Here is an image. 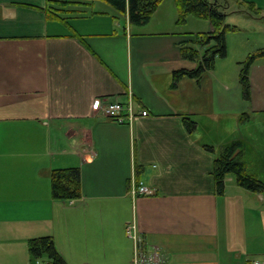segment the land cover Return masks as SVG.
Masks as SVG:
<instances>
[{
	"label": "crops",
	"instance_id": "1",
	"mask_svg": "<svg viewBox=\"0 0 264 264\" xmlns=\"http://www.w3.org/2000/svg\"><path fill=\"white\" fill-rule=\"evenodd\" d=\"M99 1L60 21L46 16L47 0H0V264H47L28 252L46 235L67 264H135L131 220L164 264L264 263V194L229 174L218 195L212 175L223 147L241 139L264 181V126L257 142L239 119L264 115V60L250 68L248 101L238 76L213 68L175 79L196 66L181 55L185 33L211 31L210 21L184 29L174 0H163L133 25ZM128 92L149 116L119 123L96 111ZM65 167L80 169L76 200L52 197L50 171ZM138 183L154 193L133 195Z\"/></svg>",
	"mask_w": 264,
	"mask_h": 264
},
{
	"label": "trees",
	"instance_id": "2",
	"mask_svg": "<svg viewBox=\"0 0 264 264\" xmlns=\"http://www.w3.org/2000/svg\"><path fill=\"white\" fill-rule=\"evenodd\" d=\"M93 0H47L44 8L46 16L50 19L66 21L67 16L81 15L89 12ZM107 3L115 12V17L127 16L129 23L144 25L158 8L163 0H100ZM239 2L245 0H238ZM249 4L251 12L262 16V8L253 1ZM177 11L176 23L183 24L187 16L209 20L212 30L208 32L185 33L188 39L180 45L181 55L188 60L196 62L191 69L174 70V78L185 75L199 80L206 71L214 67L216 57L227 55L225 36L229 31L239 28L226 23L227 3L224 0H174ZM190 40V41H189ZM189 41V42H188ZM264 58V47L249 53L239 62L238 81L241 85V95L246 101L250 100V68L254 62ZM249 118L247 112L240 113V121ZM184 125L188 131L195 127V121L183 117ZM246 143L241 139L232 140L226 144L219 155L214 159L212 175L218 195L224 192V181L227 175H233L235 182L252 192L264 194V181L250 172L242 155ZM212 149L211 147H208ZM52 197L61 200H76L81 196L80 169L78 167L54 168L50 171ZM28 252L31 260L44 257L47 264H67L57 250L51 236H39L28 240Z\"/></svg>",
	"mask_w": 264,
	"mask_h": 264
},
{
	"label": "rangeland",
	"instance_id": "3",
	"mask_svg": "<svg viewBox=\"0 0 264 264\" xmlns=\"http://www.w3.org/2000/svg\"><path fill=\"white\" fill-rule=\"evenodd\" d=\"M224 1L227 3V8L225 9L227 12L226 23L235 25L239 29L226 33L227 55L224 57H216L212 71L214 74L213 76L216 78L225 77V79L231 83H236V77L238 76L240 68L239 62L244 60L249 53L264 47V0H255L256 4L262 7V16L254 14L253 11L251 12L249 4L245 2L248 0L242 2L238 0ZM99 2L101 3V1ZM101 4L106 5L107 3L102 2ZM204 20L206 19L189 15L186 21L179 25L184 29L200 30ZM259 59L264 60V58ZM229 123L231 125L232 121ZM241 123L240 128L242 131H247L246 127L249 126L252 132H254L256 127L264 126V115H260L248 125H245L243 122ZM250 135H252L251 132ZM253 135L257 142H263L260 134L254 132ZM258 145L262 147V151L264 152V143ZM252 155L253 153L251 150L246 152V157L248 159L252 158Z\"/></svg>",
	"mask_w": 264,
	"mask_h": 264
},
{
	"label": "built area",
	"instance_id": "4",
	"mask_svg": "<svg viewBox=\"0 0 264 264\" xmlns=\"http://www.w3.org/2000/svg\"><path fill=\"white\" fill-rule=\"evenodd\" d=\"M96 111L100 112L107 118L116 122H132L135 117L149 116L150 112L146 108L140 107L134 100L133 95L128 92L126 100L101 101L96 104ZM94 155V152H90ZM133 195L136 194H153L154 189L141 183L134 184L131 187ZM125 233L133 241L135 256V264H164V259L157 253V248L154 246L151 251H145L144 240L139 232L136 222L131 220L125 224ZM252 264H264L259 261H254Z\"/></svg>",
	"mask_w": 264,
	"mask_h": 264
}]
</instances>
